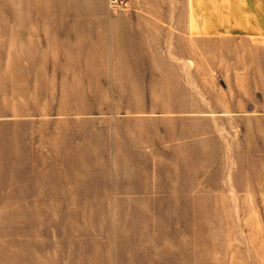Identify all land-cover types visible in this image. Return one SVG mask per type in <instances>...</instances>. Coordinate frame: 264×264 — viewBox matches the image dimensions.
<instances>
[{"label":"crops","instance_id":"1","mask_svg":"<svg viewBox=\"0 0 264 264\" xmlns=\"http://www.w3.org/2000/svg\"><path fill=\"white\" fill-rule=\"evenodd\" d=\"M52 16L68 44L43 79L64 83L57 97L91 99L36 114V129L52 124L51 167L38 133L14 154L4 144L0 264H171L172 226L183 223L174 210L250 192L248 183L209 178L251 169L198 167L196 148L189 160L188 118L209 119L221 137L264 128V0H105ZM205 40L226 50L213 71L223 81L221 108H165L157 98H172L177 85L188 96L189 80L202 79Z\"/></svg>","mask_w":264,"mask_h":264},{"label":"rangeland","instance_id":"2","mask_svg":"<svg viewBox=\"0 0 264 264\" xmlns=\"http://www.w3.org/2000/svg\"><path fill=\"white\" fill-rule=\"evenodd\" d=\"M101 7H105V0H0V153L4 144H9L6 148L13 154L18 152L21 140L26 138L30 148L38 133L44 139L45 165L51 167L52 124L50 119H43L39 121L41 128L36 129V114L51 113L58 101L66 105L81 101L83 107L91 99L57 97L65 89L64 83L43 79L51 70L52 59L62 56L68 44L59 35L67 30L53 23L58 18L52 15ZM209 43L204 41L203 56L209 59L202 79L189 80L188 96L177 85L172 98H157L165 108L179 111L184 105L189 112L221 108L218 88L223 81H218L216 73L226 50ZM162 87L168 90L169 86L159 83L158 88ZM197 120L188 118L189 160H195L196 148L198 167L203 163L204 168L251 169L252 176L248 177L209 178V183L221 186L225 180L240 187L248 183L250 192L229 194L239 197L235 200L220 194L219 199L198 203L202 207L174 210L173 216H180L183 223L172 226L171 264H264V128L251 129L241 138L226 130L221 137L219 130L211 128L209 119ZM197 124L204 129H195ZM197 133L204 134L203 141L191 140ZM225 139L232 144L227 146ZM121 214L132 217L138 212L123 210ZM155 243L159 245L162 240Z\"/></svg>","mask_w":264,"mask_h":264},{"label":"built area","instance_id":"3","mask_svg":"<svg viewBox=\"0 0 264 264\" xmlns=\"http://www.w3.org/2000/svg\"><path fill=\"white\" fill-rule=\"evenodd\" d=\"M125 0H109L110 6L116 7L122 4Z\"/></svg>","mask_w":264,"mask_h":264}]
</instances>
